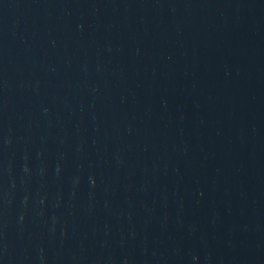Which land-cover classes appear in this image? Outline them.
Listing matches in <instances>:
<instances>
[{
	"label": "water",
	"instance_id": "95a60500",
	"mask_svg": "<svg viewBox=\"0 0 264 264\" xmlns=\"http://www.w3.org/2000/svg\"><path fill=\"white\" fill-rule=\"evenodd\" d=\"M0 264H264V0H0Z\"/></svg>",
	"mask_w": 264,
	"mask_h": 264
}]
</instances>
